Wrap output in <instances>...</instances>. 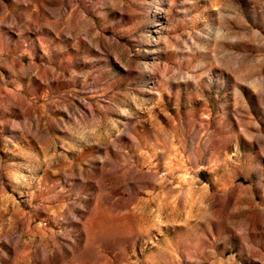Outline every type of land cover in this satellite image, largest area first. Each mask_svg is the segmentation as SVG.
Returning a JSON list of instances; mask_svg holds the SVG:
<instances>
[{
    "label": "rangeland",
    "instance_id": "374dc122",
    "mask_svg": "<svg viewBox=\"0 0 264 264\" xmlns=\"http://www.w3.org/2000/svg\"><path fill=\"white\" fill-rule=\"evenodd\" d=\"M0 264H264V0H0Z\"/></svg>",
    "mask_w": 264,
    "mask_h": 264
}]
</instances>
